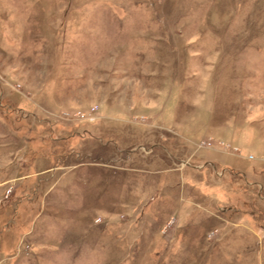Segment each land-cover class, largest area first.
I'll return each mask as SVG.
<instances>
[{
  "label": "rangeland",
  "instance_id": "obj_1",
  "mask_svg": "<svg viewBox=\"0 0 264 264\" xmlns=\"http://www.w3.org/2000/svg\"><path fill=\"white\" fill-rule=\"evenodd\" d=\"M0 264H264V0H0Z\"/></svg>",
  "mask_w": 264,
  "mask_h": 264
}]
</instances>
